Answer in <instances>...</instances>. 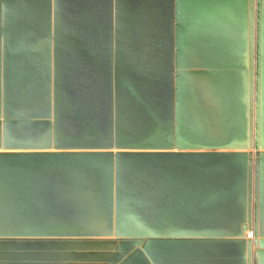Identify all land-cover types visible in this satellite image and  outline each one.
<instances>
[{
  "label": "water",
  "instance_id": "95a60500",
  "mask_svg": "<svg viewBox=\"0 0 264 264\" xmlns=\"http://www.w3.org/2000/svg\"><path fill=\"white\" fill-rule=\"evenodd\" d=\"M0 264H264V0H0Z\"/></svg>",
  "mask_w": 264,
  "mask_h": 264
}]
</instances>
